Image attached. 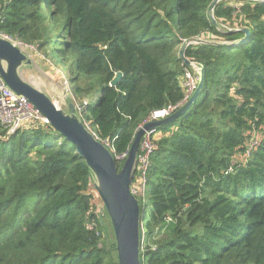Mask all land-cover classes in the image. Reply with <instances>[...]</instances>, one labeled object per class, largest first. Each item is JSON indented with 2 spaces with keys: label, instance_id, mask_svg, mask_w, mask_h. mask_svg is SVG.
Wrapping results in <instances>:
<instances>
[{
  "label": "trees",
  "instance_id": "obj_1",
  "mask_svg": "<svg viewBox=\"0 0 264 264\" xmlns=\"http://www.w3.org/2000/svg\"><path fill=\"white\" fill-rule=\"evenodd\" d=\"M213 1L0 0V34L35 45L70 78L68 102L118 171L148 116L185 103V71L196 88L179 52L205 42L184 52L203 68L199 94L152 128L133 193L141 264H264V3L222 0L209 12ZM92 183L49 124L0 125V264H118Z\"/></svg>",
  "mask_w": 264,
  "mask_h": 264
},
{
  "label": "water",
  "instance_id": "obj_2",
  "mask_svg": "<svg viewBox=\"0 0 264 264\" xmlns=\"http://www.w3.org/2000/svg\"><path fill=\"white\" fill-rule=\"evenodd\" d=\"M219 1L222 0L212 2L209 12H212ZM254 1L264 3V0ZM210 19L216 25L212 15H210ZM241 32L244 34V38L236 44L244 42L249 35V31L246 29ZM191 43L205 42L202 40L190 41L184 44L179 52L180 60L187 67L194 68L196 65L184 57L185 49ZM25 65H28V61L18 47L0 38V76L3 82L11 91L25 97L55 131L75 146L77 153L84 159L91 173L94 189L109 217L115 238L118 264H141L139 260L141 242L139 206L132 191L140 141L145 132L177 119L188 110L196 100L202 86L203 68L198 66L199 78L196 88L180 108L167 118L147 122L137 130L128 155L118 171L116 159L113 158L106 145L100 142L79 119L74 104L67 102L66 109L62 110L46 94L22 79L19 71ZM122 76L121 73L116 74L110 86H115ZM117 160L119 159L117 158Z\"/></svg>",
  "mask_w": 264,
  "mask_h": 264
},
{
  "label": "built area",
  "instance_id": "obj_3",
  "mask_svg": "<svg viewBox=\"0 0 264 264\" xmlns=\"http://www.w3.org/2000/svg\"><path fill=\"white\" fill-rule=\"evenodd\" d=\"M0 38H3L18 47L17 44L19 43H17L16 41L11 40L10 38L1 34ZM194 70L196 74H198L199 67L197 65L194 66ZM194 77L192 74L185 71L182 86L187 90V97L185 98L184 102L189 98V96L195 89L194 83L196 82V77ZM83 103L86 104L85 101ZM177 108V106H173L152 112L148 116V118L139 126V128H141L147 122H153L167 118ZM76 109H78L79 111L80 107ZM32 121H40L45 125L48 124L47 120L42 116V114L25 97L11 91L5 85L0 76V125L6 128L9 134H12L23 124ZM152 134V129L145 132L140 143L141 154L137 156V168L143 173H145L148 166V155L150 154L152 149V146L150 144V136ZM256 144V141L252 140L248 145L247 153H249L253 149V147L256 146ZM125 156L126 154H123L122 156L118 157V159L124 160L127 157Z\"/></svg>",
  "mask_w": 264,
  "mask_h": 264
},
{
  "label": "rangeland",
  "instance_id": "obj_4",
  "mask_svg": "<svg viewBox=\"0 0 264 264\" xmlns=\"http://www.w3.org/2000/svg\"><path fill=\"white\" fill-rule=\"evenodd\" d=\"M16 42L19 43L17 44L18 49L28 61V65L23 66L19 71L22 79L46 94L58 108L65 110L68 98H70L68 94L70 78L63 73L61 68L55 67L49 59L45 58L35 45ZM58 58L61 60L60 55ZM120 160L123 161V159ZM144 174L143 172L140 174L138 189L132 188L135 196L141 195Z\"/></svg>",
  "mask_w": 264,
  "mask_h": 264
}]
</instances>
